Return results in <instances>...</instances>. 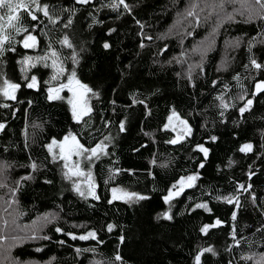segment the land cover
Returning a JSON list of instances; mask_svg holds the SVG:
<instances>
[{
  "label": "trees",
  "instance_id": "obj_1",
  "mask_svg": "<svg viewBox=\"0 0 264 264\" xmlns=\"http://www.w3.org/2000/svg\"><path fill=\"white\" fill-rule=\"evenodd\" d=\"M218 2L39 0L49 15L18 10L19 34L0 9L10 36L0 87L20 85L14 100L0 96V264H197V255L199 264H264V19H229L240 4ZM27 35L34 47H24ZM51 51L64 68L55 80ZM72 72L91 89L79 122L67 88L49 99ZM69 133L106 146L92 161L73 156L94 196L86 177H65L57 146L49 152ZM189 176L192 186L165 203ZM114 188L145 199H113ZM89 232L95 239H79Z\"/></svg>",
  "mask_w": 264,
  "mask_h": 264
},
{
  "label": "snow or ice",
  "instance_id": "obj_2",
  "mask_svg": "<svg viewBox=\"0 0 264 264\" xmlns=\"http://www.w3.org/2000/svg\"><path fill=\"white\" fill-rule=\"evenodd\" d=\"M78 3H88L89 0H77ZM119 4L124 5L125 9L128 8V6L124 3V0H119ZM227 4H240L239 9L233 10V13H229L228 18L232 19L234 15L239 14V15H244L245 13H248L249 19L253 17V15L264 19V0H252L251 3H249V0H219L218 3L214 5V7H218L219 9L223 10ZM31 5H34V9L31 7ZM113 8L116 7V4L113 3L111 5ZM255 6H259L257 9ZM197 7V5H191L189 10L187 11L186 15L187 16H194L195 12L194 9ZM0 9H6L7 10V20L6 23L9 28H12L19 34L21 31V28L18 25V22L20 20L18 13V10L24 9L25 11L28 12V14L31 16L33 20L37 19L35 16L34 12L35 11H43L45 16H48V11H47V6L46 5H41L39 3V0H31L29 4V0H0ZM211 15V13H209ZM51 19V17H50ZM5 17L4 15H0V21H4ZM15 22V23H14ZM53 23L55 22L54 20L52 21ZM199 22V21H197ZM71 23V21H69ZM24 31H27L24 29ZM6 41H10V36L8 32L5 30V26L3 23H0V52H2L3 45L5 44ZM35 41L36 38L32 35H27L25 36L23 40V45L25 48L28 47H34L35 46ZM62 43L65 46L71 47L67 37L62 41ZM105 47L107 48L108 45L105 44ZM51 57H53L52 61V67L56 72V75L52 76V79L55 80L57 79L59 74H62L64 72L63 66L58 63V54L55 51L50 52ZM48 57H38L37 59H42L46 60ZM32 58H26L25 62L30 60ZM73 60H75V56H73ZM253 66L256 68H260L261 65L257 64L255 60L252 61ZM36 85V78L33 76L31 78V82L28 83V87L32 88ZM20 87V85L12 83L9 80H4L3 81V86L0 87V96H3L4 99L6 100H14L15 99V92L16 90ZM67 88L70 93H72V97L68 100V103L72 106V111H73V118L79 122L84 116L88 115L91 111L90 107L88 106L87 100L85 97L88 95L89 92H91V89L88 88L87 85L82 84L79 80L75 78V72H72L71 75H69L67 83L66 84H61L58 88H50L49 89V99H60L61 97L59 96L60 91L63 89ZM256 88L258 91H264V83H258L256 85ZM251 104V100L248 101V105ZM7 105L0 104V107H6ZM247 106L245 108H241L240 111L243 113L246 110ZM175 118L179 120V117L176 116V113L173 112L172 116L169 117V121L171 122L172 119ZM181 124H184V121H180ZM4 126L0 124V129H2ZM167 127V125H166ZM121 129L123 130V125H121ZM105 139H108L105 137ZM180 137H177V139L170 141V143H177L179 141ZM214 139V138H213ZM53 146H57L59 148V158L64 161V168L67 169L65 172V177L69 180L72 179V177H86L87 184H88V192L90 195H95L94 188L95 185L92 183V176L91 172L85 173L84 171L81 170L80 163L79 161L72 162V157L73 156H84L85 159L88 161H92L94 158L98 159L100 154L105 152V145L103 142H100L96 144L95 147L89 149L83 146L82 144L79 143V141L76 139L75 136H73L71 133H69L67 136L64 137L62 141L57 143L56 140L52 141V144L49 145V152H52ZM205 153V156L207 155V150L202 148L200 149ZM245 150H251V145H245L241 151ZM88 154V155H85ZM203 166V165H201ZM33 168H35V165H33ZM196 179L195 176H189L187 178H184L180 181H178L179 184V189L177 192H173L172 190L169 191V195L166 196L165 203H168L170 198L174 197L175 195H178L180 191H183V187L185 185L191 187L192 182ZM3 185L0 184V187ZM177 185H173V188H176ZM243 187V186H241ZM74 188L76 191L80 192V195H84L85 193L80 190V186L78 184L74 185ZM119 193V195H118ZM112 194H113V199H119L123 197H127L129 200L133 199L134 197L136 199H145V197L138 196L135 193H128L124 192L119 189H112ZM225 200L228 202H232L230 198L225 197ZM206 207L205 205H197V207ZM165 219H170L171 217L167 214H163ZM45 220H47V217H44ZM233 219H235V213L233 214ZM7 223V222H5ZM35 223V222H34ZM219 223V221H217ZM109 230L111 231L112 225L108 226ZM57 231H60V229H57ZM202 231H207V226H205ZM31 239H36V238H43V239H48L47 236L45 237H36L32 236L30 237ZM73 239H76L77 237H72ZM89 238L95 239V233L89 232L85 236H80L79 239L86 240ZM39 251V249H37ZM79 251V250H78ZM206 252H211L213 251L212 249H204ZM116 259L119 260L120 256L117 255ZM264 260V257L261 258ZM196 261L197 264H199L200 261V256H196Z\"/></svg>",
  "mask_w": 264,
  "mask_h": 264
},
{
  "label": "rangeland",
  "instance_id": "obj_3",
  "mask_svg": "<svg viewBox=\"0 0 264 264\" xmlns=\"http://www.w3.org/2000/svg\"><path fill=\"white\" fill-rule=\"evenodd\" d=\"M72 162H74V158L72 157ZM119 189V188H118ZM119 190H122V191H124V192H128V190H125V189H122V188H120ZM129 193V192H128ZM118 195H119V193H118ZM120 199V198H119ZM123 199H125V200H129L127 197H123Z\"/></svg>",
  "mask_w": 264,
  "mask_h": 264
},
{
  "label": "bare ground",
  "instance_id": "obj_4",
  "mask_svg": "<svg viewBox=\"0 0 264 264\" xmlns=\"http://www.w3.org/2000/svg\"><path fill=\"white\" fill-rule=\"evenodd\" d=\"M238 202H239V200H238Z\"/></svg>",
  "mask_w": 264,
  "mask_h": 264
}]
</instances>
